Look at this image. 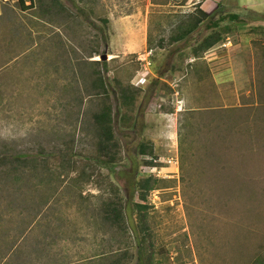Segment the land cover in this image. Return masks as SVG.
Here are the masks:
<instances>
[{
	"label": "rangeland",
	"instance_id": "obj_1",
	"mask_svg": "<svg viewBox=\"0 0 264 264\" xmlns=\"http://www.w3.org/2000/svg\"><path fill=\"white\" fill-rule=\"evenodd\" d=\"M116 1L121 10L132 2ZM204 2L151 0L147 40L152 54L147 51L146 58L143 48L112 60L105 38L106 66L99 57H88L99 43L93 34L97 27L88 22L84 32L66 33L61 26L52 35L34 31V49H20L24 54L7 56L0 50V155H36L42 147L51 153L47 163L54 171L40 185L39 176L7 177L2 172L9 166H0V248L4 242L20 246L26 240H21L23 230L34 244L43 229H51L58 236L54 250L66 252L72 264H90L102 253L118 255L125 246L131 255L126 264H136L130 184L140 171L159 180V189L148 196L147 219L155 250L166 252L155 254L158 263L249 264L264 256V38L253 31L264 26V0ZM196 4L212 22L226 13L238 14V20L222 45L202 55L204 63L188 64L185 56L214 28L207 22L187 41L173 44L169 35ZM154 19L161 21L159 27ZM227 24L228 19L220 25ZM159 44L164 50L157 67ZM99 75L109 84L119 145L112 167L87 159L94 153L92 113L101 99L91 83ZM114 79L129 85L134 97L130 128L119 120L125 109H118ZM144 140L154 145L157 170L141 171L138 165V144ZM63 155L75 170H65ZM38 159L37 164L43 158ZM60 165L65 167L61 176ZM83 168L91 179L73 180ZM116 195L126 203L122 233L101 216L100 203ZM43 199L49 206L43 207Z\"/></svg>",
	"mask_w": 264,
	"mask_h": 264
},
{
	"label": "trees",
	"instance_id": "obj_2",
	"mask_svg": "<svg viewBox=\"0 0 264 264\" xmlns=\"http://www.w3.org/2000/svg\"><path fill=\"white\" fill-rule=\"evenodd\" d=\"M28 0H17V5L22 11L28 10L31 6V3L27 6H24V2ZM178 20V23L175 25L176 28L172 29L169 36V41L171 44L178 43L181 41H187L188 38L202 25L210 22L209 28L212 26L214 30L207 34L201 41L197 42V45L191 50V54L195 58L202 57V55L208 50L220 46L225 42L226 36L231 32H234V27H231L235 21L238 20V14L236 13H226L220 16L216 21L212 22V16L207 14L200 8L199 4L194 5V12L189 13ZM228 19L229 25H224L221 27V22ZM175 30V31H174ZM254 32L259 34L260 37L264 38V26H256L253 29ZM104 44H107L106 39H104ZM162 45L159 44V48ZM149 48V41H148ZM95 63V62H94ZM103 66H106V62H101ZM117 90L114 88L113 93L115 94L117 101H119L120 107L119 110L125 109L119 115V120L121 125L126 128L132 126V118L130 112L134 105V97L129 85H123L121 81L114 79ZM94 91L93 95L101 98L99 102V109L92 113V122L94 129V153L92 157H87L89 161H94V163L100 164L101 166L112 167L117 162V149L119 147L118 143L114 139L113 134V113L112 106L109 103V84L104 76H97L91 83ZM119 112V111H118ZM187 112V111H186ZM71 156L75 155L74 153L70 154ZM0 166H9L8 171L2 172L4 176L11 177L17 174L16 178L25 177V174H31L32 177L39 180L38 184H43L42 179H49L50 175L54 174V171L50 168L47 163V158L52 156L51 153L44 152L41 147L40 150L34 155L30 152H18L13 154H2L0 155ZM66 156V155H65ZM64 155L62 158H65L67 162V169L75 170V166L72 165L74 162L71 159L66 158ZM137 156L141 158L139 167L141 166V171L145 169L158 168L156 164L157 155L155 153L154 145L149 141H141L138 144ZM38 157L43 158L42 162L37 164L39 161ZM65 165V164H63ZM63 165H60V172L57 174H62L65 168ZM1 168V167H0ZM28 170V171H27ZM46 172H41V171ZM27 171V172H26ZM1 172V171H0ZM42 173V174H41ZM41 174V175H40ZM61 176V175H59ZM86 176V179H91V174L88 175L87 169L83 170L77 174L73 180L78 181L79 177L82 178ZM159 180L156 178L155 173H148L147 175L135 173L131 181V194L133 199L131 200L130 206L132 211V232L134 235V246L136 254V264H160L155 258V254L158 253L163 256L165 249L160 247L158 250H155L153 243L152 230L147 226V219L149 216V210L152 209V206L149 204L148 196L154 190L159 189L158 186ZM83 186H80L82 189ZM114 191L117 193L118 190L115 188ZM136 195V196H134ZM39 202V200H38ZM37 202V203H38ZM43 203V207L49 205L48 201L43 199L40 201ZM127 202V201H126ZM39 204V203H38ZM102 205V218L104 222L111 226L117 233L125 232V206L123 198L119 195L114 196V198L107 199L104 202L100 203ZM41 210L35 212V217L39 216ZM44 214V212L42 213ZM41 214V215H42ZM34 218H31L32 223ZM47 221V220H46ZM28 225H31V224ZM49 228L50 223L44 224V228ZM29 228V227H27ZM26 231L21 232V240L26 239L20 246L13 244L10 247L4 242L0 248V264H72L68 262V254L62 252L61 249L58 251L54 250L56 244V239L58 236H55L57 233L51 232L50 230L42 231L43 236L40 235L38 240L32 241L28 240V237L24 234ZM52 236H51V235ZM19 236V237H20ZM4 237V236H3ZM34 236V239L37 238ZM52 237L54 239H52ZM61 238V236H59ZM44 238L46 240H44ZM20 243V242H19ZM110 253H102L94 255L93 262L90 264H126L127 260L130 259L129 251L127 246L124 247L118 255H109ZM249 264H264V256L256 255L255 258Z\"/></svg>",
	"mask_w": 264,
	"mask_h": 264
},
{
	"label": "crops",
	"instance_id": "obj_3",
	"mask_svg": "<svg viewBox=\"0 0 264 264\" xmlns=\"http://www.w3.org/2000/svg\"><path fill=\"white\" fill-rule=\"evenodd\" d=\"M138 1L140 2L135 3L132 0L130 7L126 5L121 10L116 0H28L24 2V6L31 3L30 8L22 11L15 6L17 0H0V33L2 34V31H4L7 34L3 36L4 43L0 37L2 39L0 43L1 53L7 56L24 54L25 51L19 52V50L26 49L29 45L31 49H34V31L39 34L42 33L43 29H46L47 35H49V32L52 35L59 32L61 26L66 33L84 32L85 28L83 26H87L88 22L90 23L88 26L93 23L98 28V30L97 28L94 30L93 34L94 39L99 40L98 44L91 46L92 49L89 50L88 57L103 55L102 41L105 38L107 41L105 49L110 51L109 54L112 60L117 59L120 55L136 54V50L143 48L146 50V58L148 57L147 51L152 54V48H148L147 37L148 15L153 4L151 0ZM206 1L210 0H205L204 3H207ZM210 7V5H207V8ZM202 10L207 13L204 7H202ZM83 17L87 18L86 23L84 21L85 24L82 21ZM153 24L159 27L161 21L154 19ZM157 50L154 55L159 60L157 67H160L164 48H158ZM185 58L186 61L184 60V62L188 64L197 61L204 63L205 60V57L195 58L192 54L186 55ZM181 63L183 64V61ZM159 80L162 81V78ZM42 212L44 211L42 210ZM34 224H36V221Z\"/></svg>",
	"mask_w": 264,
	"mask_h": 264
},
{
	"label": "water",
	"instance_id": "obj_4",
	"mask_svg": "<svg viewBox=\"0 0 264 264\" xmlns=\"http://www.w3.org/2000/svg\"><path fill=\"white\" fill-rule=\"evenodd\" d=\"M106 58H107L106 55H101V56H99V60H101V61H103V60L105 61Z\"/></svg>",
	"mask_w": 264,
	"mask_h": 264
},
{
	"label": "built area",
	"instance_id": "obj_5",
	"mask_svg": "<svg viewBox=\"0 0 264 264\" xmlns=\"http://www.w3.org/2000/svg\"><path fill=\"white\" fill-rule=\"evenodd\" d=\"M2 1H8V0H2Z\"/></svg>",
	"mask_w": 264,
	"mask_h": 264
}]
</instances>
